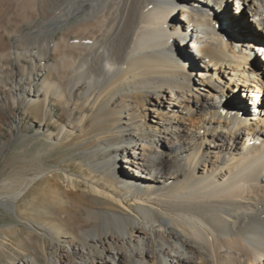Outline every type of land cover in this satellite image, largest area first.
<instances>
[{"label":"bare ground","instance_id":"6f19581e","mask_svg":"<svg viewBox=\"0 0 264 264\" xmlns=\"http://www.w3.org/2000/svg\"><path fill=\"white\" fill-rule=\"evenodd\" d=\"M263 9L0 0V106L70 107L50 148L74 140L86 172L45 167L44 151L32 176L1 181L0 209L14 222L0 228V253L15 225L41 245L0 264H264ZM215 18L253 35L227 43ZM225 102L251 121L217 116ZM48 196L56 210L31 214Z\"/></svg>","mask_w":264,"mask_h":264},{"label":"rangeland","instance_id":"374dc122","mask_svg":"<svg viewBox=\"0 0 264 264\" xmlns=\"http://www.w3.org/2000/svg\"><path fill=\"white\" fill-rule=\"evenodd\" d=\"M177 1L178 0H170L173 5H176ZM178 7L181 9L180 5ZM174 17H177V20H179V18H182L183 16L181 13L176 12L174 15L170 16V19H173ZM185 21L186 20L184 19L182 23L183 26L186 25L184 24ZM212 25L215 29L216 25H221L227 31H229L233 37V41L231 42L225 39L221 34L219 35H221L227 43L235 44L237 46H239L241 43L239 39L240 34L250 36L251 34L253 35V33H251L249 29H247L246 24H241V22H238V27L234 29L224 23V21H222L221 19L215 18V22H213ZM248 40L249 42H252L251 39ZM175 47L177 52L180 54L181 50L185 49L178 46V43L175 44ZM261 55H264V52L262 50L258 52L257 58L259 60ZM261 62H263L264 65V61ZM193 68L194 67L191 65V69ZM55 103L51 107L48 115H42V113L39 111L41 107L33 110L32 113H30L25 111V108L22 104L16 106L9 105L7 107L0 106V183L1 181L3 182L5 180L15 183L19 179V177L21 178L32 176L36 171V157L39 153H43L44 151L48 152V154L45 156L47 159H45L43 163L45 167L54 169L57 168L60 171H62L63 169L65 171H68L69 173L77 172L81 176L86 174L85 171L80 172L81 166L80 163H78L80 160L79 152L76 149L71 148L74 140L69 141L63 146L54 147L52 149L50 148V141H54L56 139V135L60 131L64 123H66L72 117L71 113L69 115V112L72 111L70 107H65V105ZM218 115L226 118L235 116L241 121L243 119H248V122L251 121V119H249L248 113L244 114L242 110L237 108V106L231 105L230 103L226 102L223 103V106L221 105L218 108L217 116ZM258 115L259 114H257L256 116ZM122 165L123 168L120 167V171H129L128 169H125V164ZM130 173L132 174V172ZM39 184L41 185L40 189L44 190L48 189L50 185L48 182H39ZM55 184L61 186V190H59V193L56 195V199H58L60 198L63 184L58 179L55 180ZM38 190L39 189H37L35 193H38L40 191ZM31 195V193H28L27 196L24 197V201H22L20 205V210L25 215L26 213H28L25 211L27 208L25 205V201L27 199L31 200L33 198V196L31 197ZM53 202V197L48 196L47 199L43 200V202L41 201V204L33 206V210H35V212H31V214H34L35 216L39 215L41 217H46L51 209H54L55 211L57 208V205ZM12 222H14L13 219H11L8 214L0 209V228ZM26 234V229L21 225H15L14 227H11L8 237V247L4 249V252L0 253L1 261L8 262L9 259H13L17 255L25 254L23 253L24 251L31 253L34 249H39V246L41 245V241L39 240V238L36 236L28 238ZM19 249H21V251Z\"/></svg>","mask_w":264,"mask_h":264}]
</instances>
